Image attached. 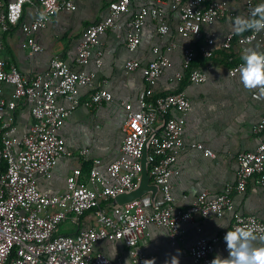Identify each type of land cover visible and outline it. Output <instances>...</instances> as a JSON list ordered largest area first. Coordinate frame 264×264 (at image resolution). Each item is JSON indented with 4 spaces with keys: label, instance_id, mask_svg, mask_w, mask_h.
I'll return each mask as SVG.
<instances>
[{
    "label": "built area",
    "instance_id": "2783aa9c",
    "mask_svg": "<svg viewBox=\"0 0 264 264\" xmlns=\"http://www.w3.org/2000/svg\"><path fill=\"white\" fill-rule=\"evenodd\" d=\"M136 1L149 3L152 0L113 1L106 17L85 30L77 48L76 67L89 63L100 45L101 36L114 30L120 17L128 13ZM240 1L244 11L242 19L247 21L252 18L254 0ZM165 4L155 0L150 6L144 5L137 10L125 36L129 52L138 49L146 18L155 21L161 37H170ZM27 5L34 7V16L30 24L21 26L26 37L22 46L31 53L42 51L33 38L36 32L45 29L61 11L76 10L74 0H0V52L3 35L19 25ZM168 6L179 14L175 33L183 39L199 40L203 26L212 25L227 15L234 22L239 16L228 11L226 1L170 0ZM235 44L263 54L264 28L256 31L251 27L244 35L231 30L218 44L213 36H207L198 49L185 48L182 71L175 73L173 80L181 82L187 72L190 83L204 84L208 71L214 69L211 59L215 49L230 52ZM175 47L171 41L166 51L171 52ZM152 53L154 59L144 67L136 60L125 63L129 71L141 70L146 88L136 106L123 104L125 120L119 157L106 166L104 175L98 170L99 162L94 160L86 183L80 180V169H74L65 180V190L54 195L42 194L38 181L50 179L58 162L70 156L60 130L79 106V89L92 87L95 75L76 70L57 57L50 60L44 72L24 75L14 65H7L0 55V264H120L94 251V246L101 241H119L129 250L134 264H147L152 257L141 255L137 245L148 227L164 229L169 240L177 243L184 239L182 225L193 222L196 215L221 219L226 213L232 214L229 229L210 239L198 238L190 248L189 264H211L215 246L226 244L224 236L227 231H234L237 227L251 231L261 241L258 248L264 247V221L233 211L231 202V195L243 193L252 177L257 176L259 187L264 190V140L255 150L237 156L235 183L228 185L222 194L211 196L203 191L188 207L175 206L171 178L176 175L174 167L185 147V115L191 110V103L183 91L155 95L156 80L171 67V62L156 47ZM199 55L207 61L206 65L191 67ZM227 62H234L232 55L227 57ZM242 62L232 65L228 69L229 75L239 74ZM95 65H101V53H97ZM6 85L12 88L9 99L3 95ZM59 99L67 100L69 106L61 105ZM111 100V93L99 88L83 106L95 108ZM20 105L28 108L31 117V123L22 135L17 133L15 122ZM158 120H161L162 127L156 131ZM254 132L264 133V111ZM146 147L148 176L158 187L160 200L153 202L149 211L142 198L121 206L113 204L117 195L136 187ZM191 147L207 157L213 156L212 151L204 149L201 144ZM89 212L93 215L91 226L74 234L59 233L62 224L68 221L78 226L80 219Z\"/></svg>",
    "mask_w": 264,
    "mask_h": 264
},
{
    "label": "crops",
    "instance_id": "0c3cea01",
    "mask_svg": "<svg viewBox=\"0 0 264 264\" xmlns=\"http://www.w3.org/2000/svg\"><path fill=\"white\" fill-rule=\"evenodd\" d=\"M113 1L116 0H74L75 11H61L50 20L45 29L34 34L35 43L42 49L38 53H31L28 48L22 46L26 37L21 26L30 24L33 20V6H25L19 25L3 35V48L0 52L2 59L7 65H14L24 75L44 72L53 57L59 58L76 70L95 75L92 87L79 89L77 95L79 106L68 116L60 130L70 156L58 162L50 179H39V191L46 195L63 192L65 180L74 169H80V180L86 183L94 160L99 162L98 170L104 175L106 166L119 157L123 137L122 126L125 120L123 104L130 103L136 106L146 88L141 70L129 71L125 68V63L136 60L142 67L146 66L154 59L152 49L156 47L169 58L171 67L156 80L155 95L183 91L191 103V110L185 115L183 135L185 147L174 167L176 175L171 178L175 206L182 209L188 207L203 191L211 196L222 194L228 185L235 183L237 156L255 150L264 140V133L254 132L264 111V90L259 87L246 89L240 83V73L235 76L229 75L231 63L225 60V55L226 59L232 55L234 61L241 60L251 48L235 44L228 54L221 49H215L211 60L214 69L208 71V79L204 84L194 85L188 79L184 81L185 77L181 82H176L173 77L175 73L182 71L184 49H198L207 36H213L218 44L226 33L232 30L233 21L227 15L212 25L203 26L201 39H183L175 33L179 22L178 12L169 9L170 0H161L166 2L164 8L170 37H161L157 33L155 21L146 18L140 34V45L135 52H129L125 46L129 22L141 6H150L155 0L149 3L136 1L130 6L128 13L117 21L116 28L101 36L100 45L95 49L89 63L83 67H76L74 61L77 48L85 30L106 17L108 6ZM215 1H226L229 12H236L243 17L242 1ZM253 2L256 8L264 3V0ZM171 41L176 47L167 52L166 47ZM97 53H101L99 67L95 65ZM206 63L205 61L197 67H204ZM99 88L110 92L112 100L103 102L95 108L84 107L92 92ZM11 92L12 88L9 85L3 87L6 99L10 98ZM59 103L64 107L69 106L65 99H59ZM15 118L17 133L22 135L31 123L28 108L20 105ZM161 127L162 122L158 120L155 130L159 131ZM193 144H201L204 149L211 150L213 156L207 157L202 151L194 150L191 147ZM257 179V176L252 177L243 193L232 194L231 202L233 211L252 215L264 221V190L259 187ZM141 200L149 211L151 204L160 200V193L158 190L154 196L148 193ZM231 221V213H226L221 219L213 216L201 218L196 215L193 222L182 225L184 239L177 243L169 240L164 229L150 226L139 241L137 249L141 255L152 257L147 264H172L174 257L179 264H189L190 248L194 242L200 237L210 239L219 235L220 232L229 229ZM92 224L93 215L89 212L80 219L78 226L67 221L60 226L59 231L63 229V234H74ZM197 228H200V231H197ZM243 242V240L238 242V246ZM249 243L253 248L261 245L257 238L249 240ZM94 251L102 253L114 263L134 264L129 250L119 241H101L94 246ZM230 251L232 250L228 249L226 244H218L215 246L213 257L228 259ZM173 264H176L175 260Z\"/></svg>",
    "mask_w": 264,
    "mask_h": 264
},
{
    "label": "clouds",
    "instance_id": "9594fccd",
    "mask_svg": "<svg viewBox=\"0 0 264 264\" xmlns=\"http://www.w3.org/2000/svg\"><path fill=\"white\" fill-rule=\"evenodd\" d=\"M255 19L254 24H247V27H255L256 31L264 28V3H261L253 9L251 13ZM245 20L237 16L232 22V30L234 33L244 31ZM242 63L239 65L240 83L246 89L261 88L264 90V54L249 50L242 57ZM256 237L251 231H246L242 227H237L234 231H227L224 236L228 249H231L228 259L215 258L211 264H264V247L253 248L249 240H255ZM264 239V238H262ZM243 240V243H239ZM179 264L174 257L173 261Z\"/></svg>",
    "mask_w": 264,
    "mask_h": 264
},
{
    "label": "water",
    "instance_id": "95a60500",
    "mask_svg": "<svg viewBox=\"0 0 264 264\" xmlns=\"http://www.w3.org/2000/svg\"><path fill=\"white\" fill-rule=\"evenodd\" d=\"M146 158H147V147L144 149L143 156L141 159L142 170L136 187L130 192H125L123 194L117 195L113 199V203L115 205L121 206L135 199H140L148 193L151 194L152 196H154L157 193L158 187L154 184H151L150 178L148 176Z\"/></svg>",
    "mask_w": 264,
    "mask_h": 264
},
{
    "label": "trees",
    "instance_id": "16d2710c",
    "mask_svg": "<svg viewBox=\"0 0 264 264\" xmlns=\"http://www.w3.org/2000/svg\"><path fill=\"white\" fill-rule=\"evenodd\" d=\"M255 23V19L252 17L251 19H249V20H247V22L245 23V25L244 26H242V27H244V31H242V32H239V33H237V34H240V35H244V34H246L247 32H248V30L251 28V27H247V24H254ZM222 52H224V53H226V54H228V52L227 51H223V50H221ZM263 54H264V52H263ZM213 59V58H212ZM211 59V60H212ZM225 60H227L226 59V55H225ZM206 60L205 59H203L200 55L199 56H197V59L195 60V62L193 61V63H192V65H191V67H197V65H201L202 63H204ZM242 61V59L241 60H235L234 62H232L230 65L232 66V65H235V64H237V63H239V62H241ZM207 62V61H206ZM184 81H186L187 79H188V73L186 72L185 73V75H184Z\"/></svg>",
    "mask_w": 264,
    "mask_h": 264
},
{
    "label": "rangeland",
    "instance_id": "374dc122",
    "mask_svg": "<svg viewBox=\"0 0 264 264\" xmlns=\"http://www.w3.org/2000/svg\"><path fill=\"white\" fill-rule=\"evenodd\" d=\"M62 232H63V229H60L59 233H60V234H63Z\"/></svg>",
    "mask_w": 264,
    "mask_h": 264
}]
</instances>
